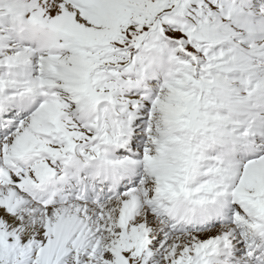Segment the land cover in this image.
<instances>
[{
    "label": "snow or ice",
    "instance_id": "1",
    "mask_svg": "<svg viewBox=\"0 0 264 264\" xmlns=\"http://www.w3.org/2000/svg\"><path fill=\"white\" fill-rule=\"evenodd\" d=\"M0 264H264V0H0Z\"/></svg>",
    "mask_w": 264,
    "mask_h": 264
}]
</instances>
